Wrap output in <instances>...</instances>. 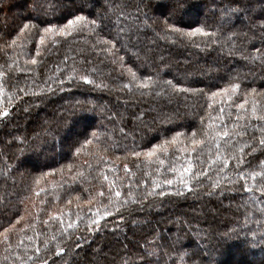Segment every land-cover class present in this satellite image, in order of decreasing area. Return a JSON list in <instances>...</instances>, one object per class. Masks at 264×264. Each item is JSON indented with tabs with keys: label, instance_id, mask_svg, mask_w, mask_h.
<instances>
[{
	"label": "trees",
	"instance_id": "obj_1",
	"mask_svg": "<svg viewBox=\"0 0 264 264\" xmlns=\"http://www.w3.org/2000/svg\"><path fill=\"white\" fill-rule=\"evenodd\" d=\"M175 2L0 0V264H264V0ZM77 15L97 25L60 35Z\"/></svg>",
	"mask_w": 264,
	"mask_h": 264
},
{
	"label": "snow or ice",
	"instance_id": "obj_2",
	"mask_svg": "<svg viewBox=\"0 0 264 264\" xmlns=\"http://www.w3.org/2000/svg\"><path fill=\"white\" fill-rule=\"evenodd\" d=\"M176 8H179L180 5L182 3H184V0H176ZM236 9H230L229 11H235ZM145 23H147V21H145ZM89 25H91L92 27H95L97 25V21L96 20H91V21H88V19L83 16V15H77L74 17V19H69L67 21V24L63 27H61L59 29V33L60 35L64 36V37H68L71 33H77L79 31H81L84 27H88ZM29 26L27 24L24 25V28L21 29V32L24 31V29H27ZM54 28L55 26H49L48 28H45L43 29V31L45 33H53L54 34ZM252 28L253 29H256V28H259L260 30L264 31V22H259V23H254L252 24ZM89 30L91 31L92 28H89ZM197 34H200L202 35L203 37H215L217 35L216 32H212V33H209L208 31H205L204 28L202 27H195V28H192L191 31H189L188 33H186V35H188L189 37H192V36H196ZM44 40V36H40V41L42 42ZM218 41H213V43H217ZM108 43H111V41H108ZM197 47H199V45H197ZM232 51V49H230V52ZM250 58H253L254 57H250ZM33 63H35L36 61L33 60L32 61ZM84 80H88V77L87 76H84L83 77ZM133 79L135 80L136 79V76L135 74L133 73ZM145 82L141 84V87L143 88H149L150 87V84L151 86H154V87H160L161 89V93H165V89L166 88H172V89H177L179 86L178 85H174L173 84V81L172 80H166V81H159V80H153L151 77H145L144 78ZM150 81V84L148 83ZM232 89L235 90L236 88H238L239 86L238 85H235L233 84L232 86ZM182 91H194L192 89H183ZM255 91V90H253ZM159 94V93H158ZM166 94V93H165ZM213 96L216 95V93H212ZM245 106V103L242 102L240 104H237L236 107L237 108H244ZM256 112V109L255 107L253 108V113L255 114ZM7 115V112L6 110H0V116H6ZM258 119L260 120H264V115H261L258 117ZM96 134L94 133L93 136H95ZM182 135V133H176V136H180ZM197 135V130H194L193 133H192V137H195ZM217 136L218 137H228L229 136V132L228 131H225L223 133H217ZM86 143H90V141H86ZM164 143H167L166 141ZM191 143L192 145H201L202 143H204V141H201V140H197L195 138H193L191 140ZM260 145L261 146H264V139L260 140L259 141ZM159 145H152V148L147 150L146 153H144V155H146L147 157H153V156H156V153H157V149H158ZM195 150V149H194ZM79 151V150H78ZM253 153L256 151L255 148L252 149ZM132 155L133 156H136V157H140L141 156V153L140 152H136V151H133L132 152ZM157 159L159 160V163L161 166H163L165 164V161L163 159H159V157L157 156ZM223 164L225 166H227V159L223 160L222 161ZM245 163L244 160H238L237 161V167H239L241 164ZM261 166L264 167V161H261ZM125 168L127 169V165H125ZM169 171L171 172H176L177 169L175 167L169 169ZM194 169H193V162L191 161V159H189V163L187 165V167H185L182 171V173H180V177L178 178V182L181 186V188H184V189H187L189 191H191V186H190V180L189 179H183V175L184 173H190V172H193ZM208 169H205L204 171H197L195 173V175H193L191 177L192 180H197V177L199 176H203L205 174V172H207ZM223 171V169L221 170ZM245 176V178L247 177V173H244L243 174ZM105 179H107V177H105ZM174 183V181L172 179H165L163 181V184L164 185H172ZM197 183H198V180H197ZM217 185L214 183L213 184V187H216ZM111 187V186H110ZM153 187L156 188V189H161V185L159 182L157 181H153ZM151 194V193H150ZM156 194H158L159 196H165L166 195V192L163 191L162 189L159 190ZM177 195H182L183 192L180 191V189L178 188L177 189V192H176ZM101 196H103V193H100ZM115 195L117 197H120L121 193L119 191H117L115 193ZM131 195V194H129ZM145 199H147V196H145ZM139 202V201H137ZM129 203V201L126 199L123 201V204H127ZM121 207H122V204L119 200H117L115 202V209L114 211L119 214L120 213V210H121ZM111 215V213H109L107 210H105L103 212V217H107ZM95 216L97 217V219L95 221H93L92 223L94 224V227H90L89 231H97L99 230L102 225L100 224V220L103 218L100 216V213L99 212H96L95 213ZM120 219L123 220V216H120ZM45 223H48V221H45ZM61 223H63V221H61ZM25 227H29L28 225H25ZM75 227V224L74 223H69L66 225V227H64L60 232L57 233V235H65L66 233H68V231L70 229H73ZM4 231L7 233L9 232V229L8 228H5ZM82 239V237L80 238ZM28 240L31 241L32 240V237H28ZM52 240L53 241H56L57 240V236L54 235L52 237ZM62 243L61 242H58V245H57V254H61L65 251V248L64 247H61L59 246V244ZM48 244H49V241L48 240H45L44 241V248L47 249L48 247ZM20 245H17V247H19ZM9 247H11V245H9ZM80 245L77 244V248H79ZM34 255H35V258L40 260L41 261V264H49V260L48 259H41V257L39 256V253L41 252V247L40 246H36L34 249ZM183 258V257H182ZM33 257H28V260H32Z\"/></svg>",
	"mask_w": 264,
	"mask_h": 264
},
{
	"label": "rangeland",
	"instance_id": "obj_3",
	"mask_svg": "<svg viewBox=\"0 0 264 264\" xmlns=\"http://www.w3.org/2000/svg\"><path fill=\"white\" fill-rule=\"evenodd\" d=\"M75 126H76V127H73V126H72V129L70 130V131H71L70 134L72 133L71 136H74L76 133H78V131H79L80 128H81L80 123L76 124ZM66 131H67V129H66ZM64 148H66V146H64ZM43 153H44V154H48V152H46V151H43ZM42 160H43V158L41 157L40 161L38 160V163H41Z\"/></svg>",
	"mask_w": 264,
	"mask_h": 264
}]
</instances>
